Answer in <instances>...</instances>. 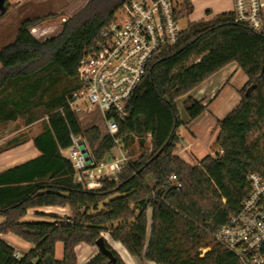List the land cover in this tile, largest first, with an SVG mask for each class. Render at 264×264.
I'll use <instances>...</instances> for the list:
<instances>
[{
	"label": "trees",
	"instance_id": "16d2710c",
	"mask_svg": "<svg viewBox=\"0 0 264 264\" xmlns=\"http://www.w3.org/2000/svg\"><path fill=\"white\" fill-rule=\"evenodd\" d=\"M127 1L88 0L45 40L31 29L48 16L28 18L14 41L0 49V124L23 118L29 125L41 118L37 110L48 114L33 139L40 155L0 172V216L5 218L0 264H79L77 247L95 246L103 232L132 256L154 264H241L214 234L248 196L249 174L264 177V28L237 21L234 11L190 23L176 44L150 62L128 103V116L117 119L119 131L112 136L97 125L84 128L68 104L80 86V61L93 52L101 31ZM9 8V0H3L0 19ZM193 11L192 0H183L180 17L189 18ZM231 63L248 77L241 101L218 121L214 153L191 165L176 154L179 129L199 118L207 105L189 93ZM62 79L75 85L44 99ZM183 97L187 123L177 106ZM71 135L85 140L95 165L107 159L117 141L127 148L137 139L143 151L117 176L100 178V187L88 188L63 155L72 145ZM26 141L15 137L0 153ZM47 206L68 208L69 214L50 215L54 221H21L30 209ZM9 233L34 247L17 257L1 237ZM59 242L62 259L56 257ZM105 242L115 264H127ZM84 264L113 262L98 251Z\"/></svg>",
	"mask_w": 264,
	"mask_h": 264
},
{
	"label": "built area",
	"instance_id": "2783aa9c",
	"mask_svg": "<svg viewBox=\"0 0 264 264\" xmlns=\"http://www.w3.org/2000/svg\"><path fill=\"white\" fill-rule=\"evenodd\" d=\"M182 1L128 0L101 31L93 52L80 61V86L69 101V108L78 116L99 113L106 134L116 135L117 119L128 116V103L150 62L180 40L184 31L180 25ZM233 11L237 21L258 31L264 28L261 0H233ZM71 139L72 145L65 150L67 157L77 171V179L85 180L88 188L100 187V178L117 176L130 162V156L121 153L109 162L95 165L85 140L75 135ZM248 181V196L219 227L214 239L235 253L241 264H264V177L252 172Z\"/></svg>",
	"mask_w": 264,
	"mask_h": 264
},
{
	"label": "rangeland",
	"instance_id": "374dc122",
	"mask_svg": "<svg viewBox=\"0 0 264 264\" xmlns=\"http://www.w3.org/2000/svg\"><path fill=\"white\" fill-rule=\"evenodd\" d=\"M87 1L88 0H9V11L3 18L0 19V49L14 41L22 22L28 18L34 19L36 17L48 16L42 23L36 25L34 29H31V33L37 39L45 40L58 34L62 29V25L65 21L64 19H67L71 15L75 14L87 3ZM219 1L220 0H193V4L194 6H196V10H194L189 18L185 17L180 21L181 27L185 29L192 22L210 18V9L215 10L216 4L219 3ZM0 9H3V0H0ZM192 61L193 60H191L190 62ZM244 78H247V75L243 70H241L240 73H236L231 83L224 90V96L228 97V99L230 100L233 99L236 95H240V91H238V88H241L244 85ZM74 85V80L62 79L47 92L44 99H48L53 95L67 91ZM185 98L186 97H183L177 101V106L182 119L187 116L183 104ZM36 114L41 115V118L34 122V124L29 126L25 124V119L23 118H20V120H18L17 122H10L6 126L0 125V145H2L1 143H4L3 141H7L8 139H12L17 136L21 138L24 135L31 137L42 131L44 124L48 118V114H44V111L42 109L37 110ZM79 118L84 128H88L96 124L101 128L103 134H106L99 113H85L82 116L79 115ZM184 128L185 127H181V130H183ZM117 147H123V150H116L114 154H112L111 158L105 160L106 162H109L113 158L120 156L121 153L129 155L130 161H134L138 159L143 151L137 139L127 148L124 147L123 143ZM146 147H151L150 137L147 139ZM115 154L116 156L114 157ZM30 220H32L30 216H26L23 219V221ZM102 236L106 239L110 246L116 252H118V254L127 264H154L153 262H150L146 259L142 260L129 254V252L119 242L111 239L108 232H103ZM83 245L84 244H81L77 247L79 264H84L82 253L85 254V249L89 250L86 245L85 247H83ZM60 247H62V245ZM92 249L94 250V253H92L94 256L97 254V251H99V249L96 245L92 246ZM207 250L208 248L202 249V252L205 253ZM92 254H90V256H92Z\"/></svg>",
	"mask_w": 264,
	"mask_h": 264
},
{
	"label": "crops",
	"instance_id": "0c3cea01",
	"mask_svg": "<svg viewBox=\"0 0 264 264\" xmlns=\"http://www.w3.org/2000/svg\"><path fill=\"white\" fill-rule=\"evenodd\" d=\"M261 1L264 3V0ZM194 10H196V6H194ZM229 11H233V0H220L219 3L216 4L215 10L210 9V18L217 14ZM241 70L242 69L237 63H231L221 69L215 75L207 79L191 93H189L190 96L198 100H203L204 103L207 105V109L199 118L192 122L187 123L188 116L182 119L187 124L181 126L185 127L183 130H181V127L179 129V134L181 136L182 141L176 149V154L179 155L185 162L191 165H195L198 164L206 156L214 153L216 141L220 132L218 121L223 119L232 110H234L241 101V95L239 94L236 95L233 99L229 100L228 97L224 96V90L231 83L236 73H240ZM243 81L244 85L241 88H238V91H240L246 85L248 77L244 78ZM8 123L0 125L6 126L8 125ZM40 132L31 137H28L27 135H24L21 138L19 137L20 139L25 138L27 139V141L23 144L15 146L14 148L1 152L0 172L39 156L40 152L34 146L33 139ZM12 139L3 141L4 143H1L2 145H0V147H5L7 142ZM121 149L123 150V147H116L115 149H113L107 159L111 158L112 154H114L116 150L121 151ZM63 155L68 158V153L65 150L63 151ZM115 156L116 154L114 155V157ZM67 214H69L68 208L60 206H47L40 208H32L28 211L26 216L31 217L32 220H30L29 222H35L54 221L55 219L51 218L50 215H57L63 217ZM23 219L21 221H23ZM4 220L5 218L0 216V223H2ZM1 237L6 240L8 244L14 247L17 253H20V257H22L34 247L32 243L26 242L12 233L1 234ZM60 244L62 245V247H60ZM83 247H85V245H83ZM87 247L89 248V250L85 249V254L82 253L83 263L87 262L91 257H93L92 253H94V250L92 249V246ZM63 254L64 245L63 243L59 242L56 246V257L58 259H62ZM90 254H92V256H90Z\"/></svg>",
	"mask_w": 264,
	"mask_h": 264
},
{
	"label": "water",
	"instance_id": "95a60500",
	"mask_svg": "<svg viewBox=\"0 0 264 264\" xmlns=\"http://www.w3.org/2000/svg\"><path fill=\"white\" fill-rule=\"evenodd\" d=\"M83 152L87 153L88 150L84 149ZM88 160H91L90 157L87 158ZM96 246L98 247L99 251L102 252L103 254H105L106 256H108L111 261L113 262V264L116 263V258L113 254V252L106 246V242H105V238L104 237H100L97 241H96Z\"/></svg>",
	"mask_w": 264,
	"mask_h": 264
}]
</instances>
